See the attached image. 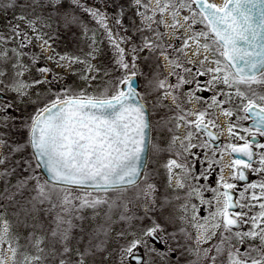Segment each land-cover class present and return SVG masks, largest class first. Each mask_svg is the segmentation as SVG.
Segmentation results:
<instances>
[{
  "label": "snow or ice",
  "instance_id": "snow-or-ice-1",
  "mask_svg": "<svg viewBox=\"0 0 264 264\" xmlns=\"http://www.w3.org/2000/svg\"><path fill=\"white\" fill-rule=\"evenodd\" d=\"M8 10L0 264H155L186 246L191 264H264V0H0ZM149 92L178 110L157 123L172 133L165 193L147 168ZM225 130L243 143L218 144ZM172 209L196 231L179 228L184 245Z\"/></svg>",
  "mask_w": 264,
  "mask_h": 264
},
{
  "label": "flooded vegetation",
  "instance_id": "flooded-vegetation-1",
  "mask_svg": "<svg viewBox=\"0 0 264 264\" xmlns=\"http://www.w3.org/2000/svg\"><path fill=\"white\" fill-rule=\"evenodd\" d=\"M169 71V68H166V75L167 72ZM205 79V78H202ZM172 82H175L174 80ZM203 95H211L210 93H204ZM156 105L155 107L153 105ZM187 107L189 108H194L196 107V105L193 104H188ZM148 109H149V116L151 118V122L153 125V130H152V137H153V142L156 143L159 148L160 151L156 152V153H152L149 155L148 157V163H150V171H151V177H152V182L155 183L156 185L159 184L164 190H166V192H170V190L167 188V172L164 168V165L167 163L168 159L171 158V154L168 151L169 149V144L171 141V136L172 133H169L166 130H162L160 128L157 127V123L160 122L162 120V118H167V119H173L177 114H178V110L174 107V105L172 104V98L169 96L166 98V102L164 100L161 101V97L158 96V94H153L152 98L149 99V103H148ZM225 119L224 117H220L217 121L218 124H220L222 127L225 124ZM250 122L248 121H244L243 124L245 126H247ZM169 127H173V125H169ZM176 134L179 135L180 137H183L185 135V128L184 127H180L179 129H176ZM220 135V140L217 142L218 144H226L229 142H234V143H243V141H230L229 137L227 136V132L226 130L223 132L219 133ZM261 139V142H264V138H259ZM179 142L177 141V144ZM233 156H235V154H233ZM233 157H230L227 153H225L222 157V162L223 164H228L230 162V160ZM221 173L219 172V169L215 170L214 175H212L210 177V183L212 186H215L216 181L219 177ZM224 177L227 179L230 176V169L225 167L223 170ZM157 179V181L155 180ZM250 180H256L258 179L257 176L252 175L249 177ZM174 181H173V185H174ZM158 186V185H157ZM174 195V194H173ZM207 195L210 197L212 194L211 193H207ZM197 204H199V202L197 201ZM178 208V205H177ZM174 211H176L175 209H173ZM206 214L202 213V215ZM181 227H185L187 229L188 232H190L193 236V238H195L196 235V231L195 229L191 228L189 225L184 224L183 222L180 223ZM182 235V234H180ZM180 243L182 245H184L186 242L184 241V239L181 237L180 238ZM192 248L195 247L194 244H190L188 245ZM207 246V245H204ZM187 248V246H186ZM185 249H180V255L182 256V260H180L181 264H186V260H184V258H193L194 259V255L192 252H189ZM172 256H174V253H171Z\"/></svg>",
  "mask_w": 264,
  "mask_h": 264
},
{
  "label": "rangeland",
  "instance_id": "rangeland-1",
  "mask_svg": "<svg viewBox=\"0 0 264 264\" xmlns=\"http://www.w3.org/2000/svg\"><path fill=\"white\" fill-rule=\"evenodd\" d=\"M218 2H222V0H216ZM97 3L100 2V0H96ZM213 2V1H212ZM0 15H7L9 19L12 18V11L8 10L6 13H0ZM163 31V29H161ZM167 39H170V37H168ZM73 49V45L72 43L70 42V37L69 38H66L65 40H63L62 42H60L57 46V50L58 51H61V52H64V51H69V50H72ZM161 60H163V58H161ZM43 62V61H42ZM168 67L167 63L165 62L164 63V66H163V73L164 75H166V68ZM57 71H59V69H57ZM73 78H69V83H71V80ZM139 87H140V90L141 92H144L146 89H148V82L146 79H144L143 77H141L140 79V82H139ZM153 94H156L155 92H149L147 94V103H149V99L152 98ZM164 100L166 102V98H163L161 97V101ZM147 168H148V172L151 174V171H150V163H147ZM42 179H43V176H42ZM157 181V179H155ZM159 190L161 193H165L166 190H164L159 184H157ZM133 211L136 212L137 215H141L143 213V208H133ZM174 212V214L177 216V221H176V225L174 226L176 231L178 232V237L181 238L182 235L179 234V228L181 227V224L182 221L179 220V216H180V212L179 211H174L173 209L171 210ZM92 222L89 221V224H91ZM17 234L20 235L21 237L23 236H26L27 235V231H23L22 229H17ZM23 239H21V243H23ZM160 247V246H158ZM180 249L177 248V250L173 251V252H168V251H163L160 253V255H158L156 257V260H155V264H181L180 263V260H182V256L180 255ZM171 253H174V256H172ZM184 260H186V264H191L193 258H184Z\"/></svg>",
  "mask_w": 264,
  "mask_h": 264
},
{
  "label": "water",
  "instance_id": "water-1",
  "mask_svg": "<svg viewBox=\"0 0 264 264\" xmlns=\"http://www.w3.org/2000/svg\"><path fill=\"white\" fill-rule=\"evenodd\" d=\"M146 109H147V112H148V114H149V109H148V106H147V104H146ZM46 174H42V176L44 177Z\"/></svg>",
  "mask_w": 264,
  "mask_h": 264
},
{
  "label": "trees",
  "instance_id": "trees-1",
  "mask_svg": "<svg viewBox=\"0 0 264 264\" xmlns=\"http://www.w3.org/2000/svg\"><path fill=\"white\" fill-rule=\"evenodd\" d=\"M10 219H12V218L10 217ZM19 229H22L23 231H26V229L24 227H19Z\"/></svg>",
  "mask_w": 264,
  "mask_h": 264
},
{
  "label": "built area",
  "instance_id": "built-area-1",
  "mask_svg": "<svg viewBox=\"0 0 264 264\" xmlns=\"http://www.w3.org/2000/svg\"><path fill=\"white\" fill-rule=\"evenodd\" d=\"M218 4H220V2L216 1Z\"/></svg>",
  "mask_w": 264,
  "mask_h": 264
}]
</instances>
